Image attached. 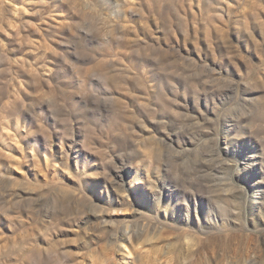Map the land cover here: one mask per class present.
<instances>
[{
  "label": "rangeland",
  "instance_id": "obj_1",
  "mask_svg": "<svg viewBox=\"0 0 264 264\" xmlns=\"http://www.w3.org/2000/svg\"><path fill=\"white\" fill-rule=\"evenodd\" d=\"M0 264H264V0H0Z\"/></svg>",
  "mask_w": 264,
  "mask_h": 264
}]
</instances>
